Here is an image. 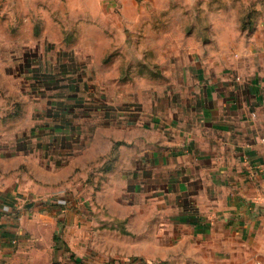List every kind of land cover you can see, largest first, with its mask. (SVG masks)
<instances>
[{
  "label": "rangeland",
  "instance_id": "rangeland-1",
  "mask_svg": "<svg viewBox=\"0 0 264 264\" xmlns=\"http://www.w3.org/2000/svg\"><path fill=\"white\" fill-rule=\"evenodd\" d=\"M259 48L264 0H0V264H260L181 220L145 146Z\"/></svg>",
  "mask_w": 264,
  "mask_h": 264
},
{
  "label": "crops",
  "instance_id": "crops-1",
  "mask_svg": "<svg viewBox=\"0 0 264 264\" xmlns=\"http://www.w3.org/2000/svg\"><path fill=\"white\" fill-rule=\"evenodd\" d=\"M195 83V99L147 141L146 162L161 170L173 204H185L184 223L216 237L227 226L237 238L220 243L230 250L256 236L264 264V48L202 67Z\"/></svg>",
  "mask_w": 264,
  "mask_h": 264
},
{
  "label": "trees",
  "instance_id": "trees-1",
  "mask_svg": "<svg viewBox=\"0 0 264 264\" xmlns=\"http://www.w3.org/2000/svg\"><path fill=\"white\" fill-rule=\"evenodd\" d=\"M118 144H121L120 142H116V143H114V147L116 146V145H118Z\"/></svg>",
  "mask_w": 264,
  "mask_h": 264
}]
</instances>
